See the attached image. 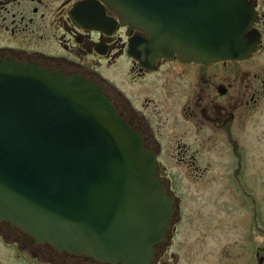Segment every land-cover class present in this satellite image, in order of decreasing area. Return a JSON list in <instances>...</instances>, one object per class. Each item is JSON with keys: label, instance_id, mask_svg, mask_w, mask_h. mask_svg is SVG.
I'll return each mask as SVG.
<instances>
[{"label": "water", "instance_id": "95a60500", "mask_svg": "<svg viewBox=\"0 0 264 264\" xmlns=\"http://www.w3.org/2000/svg\"><path fill=\"white\" fill-rule=\"evenodd\" d=\"M99 1L146 36L129 46L141 64L243 61L256 51L248 0ZM157 174L156 155L99 86L0 61L1 220L59 251L153 264L173 214Z\"/></svg>", "mask_w": 264, "mask_h": 264}, {"label": "flooded vegetation", "instance_id": "af4514ba", "mask_svg": "<svg viewBox=\"0 0 264 264\" xmlns=\"http://www.w3.org/2000/svg\"><path fill=\"white\" fill-rule=\"evenodd\" d=\"M249 1L257 14L251 31L258 38L250 59L199 64L174 58L141 64L130 57L129 46L132 38L145 35L122 27L115 13L99 0H0V61L38 66L95 83L140 135L145 150L156 155L157 178L173 199V214L167 240L155 247L153 264L179 262L178 251L171 252L174 241L184 230L194 231L198 217L204 215L207 221L204 208L200 210L204 194L184 196L180 190V194L171 191V181L189 185L214 182L217 178L211 176L209 161L213 153L238 160L231 164L227 177L235 180L244 167L242 152L258 147V135L252 139L247 136L248 129H258L264 112V0ZM99 26L104 29L96 28ZM122 61L128 64L129 73L128 87L120 89L115 81L106 80L100 66L107 63L116 67ZM138 83L142 85L140 93L134 90ZM129 93H143L139 109ZM165 152L177 153L175 166L187 168L189 177L175 173L170 178L162 163ZM199 154L205 156L204 166L195 157ZM184 243L177 245V250L189 246ZM194 246H201V242L193 241L190 248ZM255 258L259 261V252ZM0 264L105 263L59 251L0 219Z\"/></svg>", "mask_w": 264, "mask_h": 264}, {"label": "rangeland", "instance_id": "374dc122", "mask_svg": "<svg viewBox=\"0 0 264 264\" xmlns=\"http://www.w3.org/2000/svg\"><path fill=\"white\" fill-rule=\"evenodd\" d=\"M100 71L107 81L110 83L115 81L120 89L128 87L129 67L125 61L116 67L107 63L102 64ZM135 87L136 93H140L142 85L138 83ZM129 95L139 109L144 103L143 93L135 95L136 97L134 94ZM151 95L155 96V93ZM262 112L263 110L258 129H254L255 127L252 131L248 129L250 135L247 136L252 139L258 135V147L254 149L249 147V150L242 152L244 167L239 171V178L235 180L227 178L231 164L233 166L237 159L223 158L213 153L209 161L213 166L210 168L211 176L217 178L214 182L189 185L171 181V191L180 190L184 196L186 193L188 195L200 193L201 196L204 194L206 200L200 201V210L204 208L203 213H207V221L204 215L198 217L194 231L184 230L183 234H179L174 241L175 246L171 249L174 253L178 251L179 262L169 264H264V112L263 114ZM247 144L250 145L251 141ZM192 153L190 154L193 155ZM176 156V152L162 153L163 168L170 178L175 173L189 177L190 172L187 168L175 166ZM195 157L199 159L200 165L204 166L202 162L205 156L199 154ZM195 208L199 209V205ZM184 241H187L189 246L177 250V247L179 248L177 245ZM193 241L201 242V246L190 248ZM257 252L259 261L255 258Z\"/></svg>", "mask_w": 264, "mask_h": 264}]
</instances>
